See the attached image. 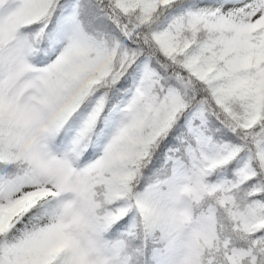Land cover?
<instances>
[{"label":"snow or ice","instance_id":"obj_1","mask_svg":"<svg viewBox=\"0 0 264 264\" xmlns=\"http://www.w3.org/2000/svg\"><path fill=\"white\" fill-rule=\"evenodd\" d=\"M0 264H264V0H0Z\"/></svg>","mask_w":264,"mask_h":264}]
</instances>
